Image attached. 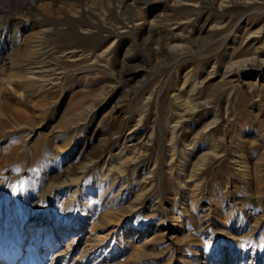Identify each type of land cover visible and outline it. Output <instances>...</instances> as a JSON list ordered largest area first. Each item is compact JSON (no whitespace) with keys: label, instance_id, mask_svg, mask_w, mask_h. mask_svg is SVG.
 <instances>
[{"label":"rangeland","instance_id":"obj_1","mask_svg":"<svg viewBox=\"0 0 264 264\" xmlns=\"http://www.w3.org/2000/svg\"><path fill=\"white\" fill-rule=\"evenodd\" d=\"M130 144L145 151L140 170L157 164L134 216L132 176L115 206L83 193ZM91 162L73 187L87 202L54 198V216L25 219L49 184ZM1 180L6 261L33 236L50 264H264V0H0ZM85 205L93 232L53 225Z\"/></svg>","mask_w":264,"mask_h":264},{"label":"bare ground","instance_id":"obj_2","mask_svg":"<svg viewBox=\"0 0 264 264\" xmlns=\"http://www.w3.org/2000/svg\"><path fill=\"white\" fill-rule=\"evenodd\" d=\"M29 74L34 75L33 73H29ZM37 77H38L37 75L32 76V77H30V79L31 80H37ZM39 78H41V77H39ZM41 79H39V81ZM43 80H44V78L40 82H42ZM42 85L43 84H41V87H42ZM46 85L44 84V86H46ZM41 87H40V89H41ZM168 127H169V133H168V136H169V146H168L169 147V149H168L169 153L168 154H169V156L167 158H168V160H170L169 162L172 163V161L175 159L174 154H175V150H176L175 140H176V136H177V130H176L177 127H174V126H172V127L168 126ZM137 138H139V137H134L133 139H137ZM146 139H147V145H148V143L153 144L152 143L153 139H154L153 134H149L146 137ZM121 146H123V145H121ZM144 152H142V149L139 148L138 144L126 145V146H123L121 149L116 150L113 153L110 152L109 157L107 156L108 159H106L104 161L102 160L98 163L96 162L97 165H95V166L97 169L96 168L95 169H96L98 174H97V176L96 175L95 176L98 177V179H97L98 183L96 182V184H93L92 188H89V187L84 188L83 193H85V194L89 193L90 195H93L94 190H95V191H97V196L101 200L106 201V203L109 204L108 205L109 207H111L112 204L115 206L120 201L119 194L123 188L121 189V187H119V186L122 184L124 177L132 176L134 181L136 182L135 184H137V187L140 186V188L138 190H134V188H136V185L134 186L133 184H131V188H130L131 189L130 190L131 191V193H130L131 199H130V202H128V205L126 206V208H127V213H131L134 216L137 212L140 211L141 201L147 196V194L151 190H153L156 187L155 180H153L155 178L152 179V177L156 176V168H157L156 165L157 164H153L152 169L150 167H148L145 169L143 168V170L142 169L140 170V168H138V166H137V163L140 161L141 156L143 155ZM59 155H60V153H58V156ZM93 166H94V162H91L90 164H86V165L84 164V166L81 167V169L78 172H76V174L73 173L74 174L73 176L72 175H70L71 177L65 176L66 179H64L62 181L59 180L60 182L56 181L57 183L54 182V183L49 184V186L40 195V197L38 199L37 206L30 209V211L28 212L29 214L25 216L26 217L25 219L26 220L30 219V223L35 225L36 223H42L44 218H46V215L54 216L55 211H56L55 210L56 208L53 205L54 203L52 202L54 198L57 200V202L59 201V199H61L65 205L67 204L70 207L73 206V208H75V209H77L78 207H81L80 205H82L83 202H87V201H84L83 199L78 200L76 198V196H78L79 190L77 192V190H74L73 187L75 184H79L81 182L84 175L87 172H89L88 170L91 169ZM192 177H194V176H192ZM2 186H3V184H2V180H1L0 181V216L3 212L2 211V203L5 201L6 193H7L6 191H5L6 192L5 195L2 193ZM77 187H79V185ZM128 187H130V186H128ZM59 188H61V191H58ZM118 188H120V190ZM193 197H195V196H193ZM123 198H121V200ZM191 199H193V198H191ZM195 199L196 198H194V200ZM149 204H150L149 207L146 208L147 212H150V214L153 215V217H155V216L158 217L157 213L154 212L153 202L149 201ZM90 208H91V205H85L84 208L81 209L80 213L82 214V217L80 219H72L68 215H65V216L62 215V216H59L58 218L56 217L57 219H55L54 222H52V221L51 222L53 223L54 226H61V224H62V227L65 228L66 230L62 231L61 234L62 233L64 234L65 232H69V231L72 232L73 230H79L83 227H86V225H88L89 223H91L90 228H91V232H93L94 231L93 229H95L98 224L95 225L96 222L92 223L93 215L91 214ZM150 214H149V216H151ZM121 215H123V214H120L119 217H115L117 219L116 222L121 223V221L123 219V216H122V218L120 217ZM101 216L102 217L99 218V222H100L99 224H101V226L105 222L111 221V220L107 219L106 215L105 216L101 215ZM114 216H116V215H114ZM203 218H204V216H203ZM205 218H207V217H205ZM176 219L177 218H175L173 216L174 222L177 221ZM205 221L206 220H204V222ZM0 225H1V223H0ZM62 227H61V229H62ZM19 228H21V226ZM2 229H4V228H2ZM203 230L201 229V232ZM91 235H93V234H91ZM119 236L120 235H117V237L119 238L118 242H120L122 247H124L126 245H128V246L130 245L126 242L124 243V238H122V235L120 237ZM40 240H41V238L40 239L39 238H33V236L30 237V241L28 243V249L25 252V256H24V253H22V251H21L20 244H16L13 248H8L7 251L9 252V256L7 258V261H6V259H4L5 256L0 255V264H50V262L52 261V257L46 256V254L40 255L38 252L39 247L42 246V243H40ZM33 241L36 242V245H34ZM97 243H98V241H97ZM97 245L98 244H96V242H95V244L91 245L90 247L83 248V251H81V254H82L81 259L83 260L84 257H86L84 255L86 253L90 252V250H94V249L96 250V248L98 246H100V245H98V246ZM46 246L52 247L53 246L52 242L48 241ZM32 247H34L33 250H31ZM103 251H104V249H103Z\"/></svg>","mask_w":264,"mask_h":264}]
</instances>
